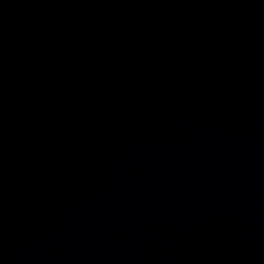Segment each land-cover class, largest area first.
I'll return each mask as SVG.
<instances>
[{
    "label": "water",
    "instance_id": "obj_1",
    "mask_svg": "<svg viewBox=\"0 0 264 264\" xmlns=\"http://www.w3.org/2000/svg\"><path fill=\"white\" fill-rule=\"evenodd\" d=\"M0 264H264V0H0Z\"/></svg>",
    "mask_w": 264,
    "mask_h": 264
}]
</instances>
